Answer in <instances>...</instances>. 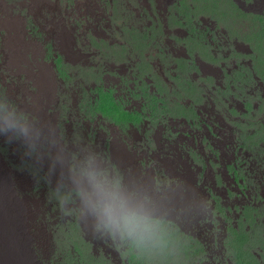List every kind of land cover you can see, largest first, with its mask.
<instances>
[{
    "label": "rangeland",
    "instance_id": "1",
    "mask_svg": "<svg viewBox=\"0 0 264 264\" xmlns=\"http://www.w3.org/2000/svg\"><path fill=\"white\" fill-rule=\"evenodd\" d=\"M143 1L0 0V264H264V0Z\"/></svg>",
    "mask_w": 264,
    "mask_h": 264
},
{
    "label": "bare ground",
    "instance_id": "2",
    "mask_svg": "<svg viewBox=\"0 0 264 264\" xmlns=\"http://www.w3.org/2000/svg\"><path fill=\"white\" fill-rule=\"evenodd\" d=\"M112 1V0H111ZM165 2V6H164V8L166 9V8H168L170 5H174V3L175 4H177L178 2H180L181 0H150V4L148 5H146V2H147V0H144L143 2H144V4H145V6H146V10H147V12L149 13V16H147L146 14H143V17L144 16H146V17H150V18H154V19H158V17H153V13H151V9H152V2L154 3V4H156V5H158V3H161V2ZM139 2V1H138ZM235 2L237 3V6L241 9H243L244 11H246V12H248L247 11V9H249V12H251V13H254L255 11L252 9L253 7V4H250V3H248L247 2V0H235ZM140 4V3H139ZM142 5H144L143 3H141ZM96 5H97V3H96ZM159 6V5H158ZM163 6V5H162ZM90 7V6H89ZM99 7V6H98ZM163 8V7H162ZM263 8H264V6H263ZM262 8V9H263ZM94 12V11H93ZM140 13V12H139ZM99 15V14H98ZM168 16H169V14H167ZM106 17V16H105ZM96 19H98V17L96 18ZM204 21H205V23L207 24L206 26L207 27H213L214 29H217L216 28V25H217V21H213V20H211V19H205V18H202ZM99 20V19H98ZM96 21V20H95ZM107 21V20H106ZM150 21V20H149ZM152 22V21H151ZM164 22V21H163ZM102 23H103V21H102ZM168 22H166L165 24H166V26L168 27V24H167ZM204 23V22H203ZM97 24H98V26H101V22H98L97 21ZM153 25V24H152ZM167 27H165V31L162 33L164 36V38H165V42H166V40H168L169 41V43L171 44L170 46H169V48H170V50L172 51V52H175V50L177 51L178 49H177V42H175L174 40H173V38H172V35L174 34V30H171L170 28H167ZM209 27V28H210ZM91 28V27H90ZM213 28H211V29H213ZM149 29H152V28H147V29H145V28H143V27H141L140 26V28H138V30L142 33V32H145V31H147V33H146V35L145 36H149V38L150 37H152V34H153V29L152 30H149ZM158 29H160V27H158V25H157V27L154 29V30H158ZM205 29H206V27H205ZM210 29V30H211ZM104 30V29H103ZM149 30V31H148ZM92 31V30H91ZM207 31V30H206ZM223 31V33H226L227 34V31L226 30H222ZM175 32H176V30H175ZM90 34V33H89ZM106 34H107V32H106ZM134 35V34H133ZM228 35V34H227ZM81 36H83V35H81ZM144 36V37H145ZM208 36H209V34H208ZM75 37V36H74ZM196 37V36H195ZM76 38V37H75ZM229 38V37H228ZM139 40H140V37H139ZM148 40V39H147ZM160 40V38L159 37H157L156 38V41H155V43H154V47H156V46H161V44H159V41ZM198 40V39H197ZM87 41V40H86ZM142 41V40H141ZM76 42V41H75ZM74 42V43H75ZM120 42V41H119ZM150 42V41H149ZM227 42V41H226ZM83 44V43H82ZM119 44V43H118ZM165 44V43H164ZM229 44V43H228ZM88 45V44H87ZM135 45H136V43H135ZM161 49H162V47H161ZM183 49V48H182ZM79 50V49H78ZM81 50V49H80ZM162 50H165V49H162ZM172 55H174V54H172ZM211 67V66H210ZM208 68V67H207ZM208 71V70H207ZM109 72L112 74V75H110L109 74ZM212 73V72H211ZM210 73V74H211ZM108 75H109V77H111V78H130L129 76H128V74H127V70H124L123 72L119 69V66H115V64H113L112 65V68L108 71ZM108 78V77H107ZM119 82H123L124 80H121V79H119L118 80ZM117 85V84H116ZM129 88V87H128ZM125 89H127V86L126 85H124V84H122V85H119V87H118V90H125ZM123 92H125V91H123ZM127 92V91H126ZM130 95H131V93H130V91L128 92V100H130V99H132L131 97H130ZM127 100V101H128ZM168 140V139H167ZM172 141V140H171ZM173 141H175V140H173ZM179 141V140H178ZM237 141V140H236ZM176 143H178V142H176ZM232 143V142H231ZM238 144V143H237ZM233 145V144H232ZM235 147H236V145H235ZM248 153V152H247ZM246 153V154H247ZM240 154H242V153H240ZM251 155V154H250ZM252 156V155H251ZM156 158V157H155ZM247 158H249V155H247Z\"/></svg>",
    "mask_w": 264,
    "mask_h": 264
},
{
    "label": "trees",
    "instance_id": "3",
    "mask_svg": "<svg viewBox=\"0 0 264 264\" xmlns=\"http://www.w3.org/2000/svg\"><path fill=\"white\" fill-rule=\"evenodd\" d=\"M44 221L43 222H41L42 224V226H44V227H47L48 225H49V222H50V219L49 218H44L43 219ZM38 249H39V251H40V246H38L37 247ZM42 249V248H41ZM42 251V250H41Z\"/></svg>",
    "mask_w": 264,
    "mask_h": 264
}]
</instances>
